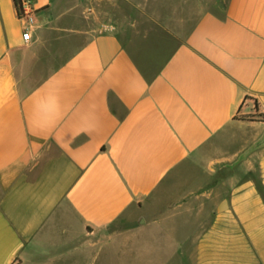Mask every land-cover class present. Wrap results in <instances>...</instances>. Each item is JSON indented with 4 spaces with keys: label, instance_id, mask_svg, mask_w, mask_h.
<instances>
[{
    "label": "crops",
    "instance_id": "0c3cea01",
    "mask_svg": "<svg viewBox=\"0 0 264 264\" xmlns=\"http://www.w3.org/2000/svg\"><path fill=\"white\" fill-rule=\"evenodd\" d=\"M57 1L0 0V264H264V0Z\"/></svg>",
    "mask_w": 264,
    "mask_h": 264
},
{
    "label": "rangeland",
    "instance_id": "374dc122",
    "mask_svg": "<svg viewBox=\"0 0 264 264\" xmlns=\"http://www.w3.org/2000/svg\"><path fill=\"white\" fill-rule=\"evenodd\" d=\"M144 4L147 15H156L152 4H156L158 11H163V0H140ZM215 1V0H214ZM159 2V3H158ZM223 2V0H222ZM58 5L66 10L68 26L71 28L72 34H82L87 30H98L100 25L105 22L107 8H109L113 0H58ZM149 3V4H148ZM148 6V8H146ZM144 15H141L143 17ZM48 63V62H47ZM58 62L55 61V64Z\"/></svg>",
    "mask_w": 264,
    "mask_h": 264
},
{
    "label": "built area",
    "instance_id": "2783aa9c",
    "mask_svg": "<svg viewBox=\"0 0 264 264\" xmlns=\"http://www.w3.org/2000/svg\"><path fill=\"white\" fill-rule=\"evenodd\" d=\"M18 12L21 21L25 24V36L28 38L35 25V8L33 0H18Z\"/></svg>",
    "mask_w": 264,
    "mask_h": 264
},
{
    "label": "water",
    "instance_id": "95a60500",
    "mask_svg": "<svg viewBox=\"0 0 264 264\" xmlns=\"http://www.w3.org/2000/svg\"><path fill=\"white\" fill-rule=\"evenodd\" d=\"M264 146V134L261 138H259L257 141H255L251 146H249L239 157L237 162L245 159L248 154H250L252 151Z\"/></svg>",
    "mask_w": 264,
    "mask_h": 264
},
{
    "label": "trees",
    "instance_id": "16d2710c",
    "mask_svg": "<svg viewBox=\"0 0 264 264\" xmlns=\"http://www.w3.org/2000/svg\"><path fill=\"white\" fill-rule=\"evenodd\" d=\"M15 1H16L17 9H19V8H18V0H15Z\"/></svg>",
    "mask_w": 264,
    "mask_h": 264
}]
</instances>
